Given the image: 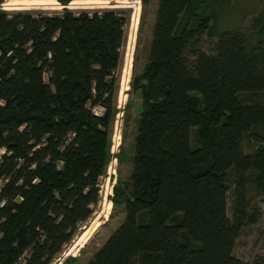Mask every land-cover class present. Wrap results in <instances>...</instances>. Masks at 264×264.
<instances>
[{
	"label": "trees",
	"instance_id": "obj_1",
	"mask_svg": "<svg viewBox=\"0 0 264 264\" xmlns=\"http://www.w3.org/2000/svg\"><path fill=\"white\" fill-rule=\"evenodd\" d=\"M230 3L158 0L131 83L133 167L110 198L123 221L86 264H246L235 247L257 217L249 185L264 194V11L220 33ZM29 8L0 10V264H52L122 161L112 145L131 10Z\"/></svg>",
	"mask_w": 264,
	"mask_h": 264
},
{
	"label": "rangeland",
	"instance_id": "obj_2",
	"mask_svg": "<svg viewBox=\"0 0 264 264\" xmlns=\"http://www.w3.org/2000/svg\"><path fill=\"white\" fill-rule=\"evenodd\" d=\"M14 1L0 0V10L8 12L18 11L8 10L17 8L13 5ZM43 1L51 4L31 7L24 9V11L56 13L63 11L65 8L79 11L81 9L106 7H127L131 10L132 19L127 28L128 37L124 48V61L120 71V89L123 82L125 86L129 87L121 90L120 99L119 89L118 108L120 111L115 119L112 145L114 154L122 153V161L120 162L117 157L114 158L108 167L106 175L100 180L101 200L94 207L92 217L82 226L78 235L85 231V227L90 229L96 218H99L97 222L99 221L100 223H97L98 226L96 223L94 224L95 230L88 238V241L84 243V247H80L81 243L78 242L74 249V243L71 242L62 255L52 263L63 264L68 257L75 255L77 258L68 260L67 264H86L94 252L103 245L123 221L124 215L119 209H114L112 205L110 210H107L106 206L114 194V185L119 180L125 183L130 179L135 154V135L142 104L140 93L132 89L131 83L134 74L142 71L147 61V51L156 19L158 0H148L146 5H143L141 0H72L67 5H64L59 0ZM18 5L20 7H29V5ZM133 5L138 9L135 15L133 14ZM261 10L264 11V0H231L230 5L220 8L217 30L221 33L226 30L247 26L255 14ZM136 18H138V22H134ZM215 40L216 38L207 37L204 39L203 46L206 51L211 50V44ZM98 111H101V109H98ZM246 149L250 150L251 146L246 145ZM248 189L252 206L251 211H256L257 217L255 221L248 223L241 232L235 247V254L246 264H264V194H257L251 185H249ZM232 201L233 195L230 192L228 195L229 215H231ZM68 252L71 253L68 254Z\"/></svg>",
	"mask_w": 264,
	"mask_h": 264
},
{
	"label": "bare ground",
	"instance_id": "obj_3",
	"mask_svg": "<svg viewBox=\"0 0 264 264\" xmlns=\"http://www.w3.org/2000/svg\"><path fill=\"white\" fill-rule=\"evenodd\" d=\"M18 4L29 5V7H36V6H39V5H46V4H51V3L44 2L43 0H15L13 2V5H15V7H17V8L20 7ZM133 7H134V13L133 14L135 15V13L138 11V9L134 5H133ZM20 8H22V7H20ZM134 15H133V19H134ZM134 22H138V18H136V21H134ZM128 87L129 86H125L124 85V82L122 83V90L125 89V88L127 89ZM121 94H122V92H121ZM112 205H113L112 201H109L107 203L106 209L110 210ZM98 217H100V216H98ZM105 218H107V217L105 216ZM98 219L99 218H96V220L93 222L92 227L90 229L86 228L88 230L86 232L84 231L85 233H83L81 235L82 237L79 238V241H78L79 243H85V242L88 241V238L92 235L93 231L95 230V228H94L95 225L94 224L96 223V225L98 226V224L100 223L99 221L97 222ZM69 253H71V252H69Z\"/></svg>",
	"mask_w": 264,
	"mask_h": 264
},
{
	"label": "water",
	"instance_id": "obj_4",
	"mask_svg": "<svg viewBox=\"0 0 264 264\" xmlns=\"http://www.w3.org/2000/svg\"><path fill=\"white\" fill-rule=\"evenodd\" d=\"M0 46L2 47V49L5 51V52H9V49L7 48V47H5L1 42H0ZM85 228H87V227H85ZM84 233V231L83 232H81L80 233V235H78V236H76L74 239H73V248L77 245V243H78V241H79V238L81 237V235ZM80 247H84V243H81L80 244ZM79 249V248H78ZM72 250V249H71ZM68 254H70L69 252H68ZM73 256H75V255H73Z\"/></svg>",
	"mask_w": 264,
	"mask_h": 264
}]
</instances>
